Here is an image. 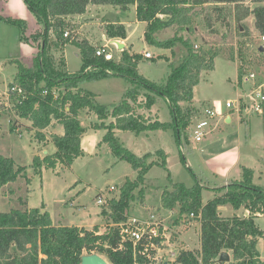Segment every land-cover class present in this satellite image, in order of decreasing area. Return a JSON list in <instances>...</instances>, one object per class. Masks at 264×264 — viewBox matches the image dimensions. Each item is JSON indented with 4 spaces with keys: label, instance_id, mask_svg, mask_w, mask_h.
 <instances>
[{
    "label": "trees",
    "instance_id": "obj_1",
    "mask_svg": "<svg viewBox=\"0 0 264 264\" xmlns=\"http://www.w3.org/2000/svg\"><path fill=\"white\" fill-rule=\"evenodd\" d=\"M34 12L39 27L32 33L31 39L39 41V50L33 57L32 66H26L14 59L17 71L13 83L24 90V96L13 103L15 116L28 120L35 128L36 138L45 140L43 130L58 122L63 127L62 134L52 133L50 141L55 146L53 152L33 157V172L40 175L42 169H55L59 164L69 167L73 160L84 155L81 146L85 128L80 124L78 113L86 109L94 111L100 121L91 124L94 129L103 128L105 132L101 142L108 144L112 155L128 162L136 171L135 178H125L119 188L118 197L109 198L101 208L102 220L112 223L99 231V225L92 229L77 225L54 224L49 213L42 207H28L26 201L18 198L19 207L8 211L0 210V264H79L85 252H97L107 257L111 264H133L131 243L125 241L121 249L119 228L114 226L127 219V210L133 198V191L139 189L140 200L144 190L140 188L146 179L148 170L158 165L167 171L171 183L170 189L161 192V203L165 209L178 207L177 221L184 224L196 219L200 223V248L181 250L177 261L181 264H264L257 250L259 237L264 231L259 228L255 218L264 214V186L253 181L254 170L242 166L240 179L229 180L225 186L215 189L216 194L203 202L206 189L198 180L186 186L182 182H173L167 166V154L162 148L138 155L126 148L116 136V130L129 131L139 135L149 131L172 128L178 145L186 136V127L200 108L194 104L193 89L200 80L201 70L214 67L215 49L205 47L203 41L196 45L189 37L194 34L195 8L213 4L212 10L217 19L225 22V6H232V15L239 24L248 16L252 18L253 30L264 34V0H25ZM89 4H111L123 11L135 6V17L145 22L144 39L147 43L171 48L181 43L185 54L177 64H171L168 80L156 84L141 76L138 63L142 54L124 48L118 58L105 59L95 54L96 48L87 39H71L63 36L65 30L71 33L72 25L67 17L83 14ZM0 18L20 27H26L21 19ZM210 22H208L209 24ZM243 26L238 25V28ZM173 35L160 40L158 34L168 28ZM212 32H215L214 30ZM105 34L108 38H125L123 24H107ZM25 39V37H23ZM28 40V39H27ZM43 42V46H42ZM74 44L82 60L77 73H68L62 68L63 46ZM48 46L60 52V58L54 63L47 54ZM258 47V46H257ZM260 53V52H259ZM58 63V64H57ZM60 65V66H58ZM91 67L90 70H87ZM240 82L242 67H238ZM109 75L124 76L129 80L121 101L112 105L108 111L94 102V94L80 86L84 79H97ZM157 100H164L171 113V122L160 121L151 115L152 106ZM106 118H110L108 122ZM190 126V125H189ZM155 155V159L150 160ZM24 165L16 164L10 156L0 154V189L26 177ZM29 180V179H27ZM221 205H230L234 209L244 207L247 216L233 214L223 216L218 212ZM193 213L195 218H190ZM222 251L231 253L228 262L219 261Z\"/></svg>",
    "mask_w": 264,
    "mask_h": 264
},
{
    "label": "rangeland",
    "instance_id": "obj_2",
    "mask_svg": "<svg viewBox=\"0 0 264 264\" xmlns=\"http://www.w3.org/2000/svg\"><path fill=\"white\" fill-rule=\"evenodd\" d=\"M212 7L213 4H205L195 8L194 34L189 36L186 32H181V35L189 37L198 46L204 41L205 47L215 49L217 52L213 69L201 70L200 80L193 89V99L196 103L206 100L216 110L222 112L214 118V122L218 124L216 128L209 131L202 140L195 141L189 132V124L180 146L174 138L172 128L139 135L120 131L116 132V136L126 148L138 155H143L147 151L153 152V149L162 147L161 145L167 147L170 151L167 166L173 182H182L189 187L198 180L201 185L210 188L220 187L224 185L225 177L219 170L232 163V157L234 159L238 154V162L231 169L229 179L233 180L238 176L244 165L254 170V183L264 186V116L249 114L239 117L240 119L245 117L241 121L231 112L230 123H226L223 117V114L230 110L225 107V100L235 98L237 92L248 87L249 80L243 82L248 73L255 74V81H264V53L257 51V46L260 45L259 34L253 31L251 16L238 24L232 15V6H225L224 15L227 20L223 23L217 19V13ZM133 9L135 6H131L129 11H123L111 4H89L83 14L71 15L73 31L69 36L75 39L79 37L85 39L88 36L93 39L91 40L93 45L99 47L106 40H103L102 29L96 23L98 20L103 24L102 18H106L110 23L124 21L128 30L136 26L129 36L128 43L135 52L149 51L152 54L151 58L142 56L138 63V71L144 78L156 84H164L168 80L171 64H177L182 60L185 48L181 43L171 48L147 43L144 39V24L135 23ZM96 15L100 18L98 19ZM0 16L26 22V27L22 30L0 18V94H2L15 78L17 67L13 60L18 59L28 67L32 66L33 57L39 50V41L34 42L31 39L32 33L38 28V23L25 0H0ZM240 24L243 26L238 28ZM105 27L106 24L103 28ZM213 30L215 32H212ZM172 35L173 29L168 27L158 34V38L166 40ZM47 54L52 57L54 63L60 58V52L50 46ZM76 54L78 50L74 44H65V64L69 73H77L82 67L81 57ZM119 54L120 50L114 49V57L118 58ZM239 66L242 67L240 82L237 80ZM90 69L91 67L87 68ZM128 85L129 80L118 75L84 79L80 82L81 87L94 94V102L108 111L112 105L121 101ZM152 110L158 114L160 121L171 122L170 108L164 100H157ZM198 116L200 117L196 114L192 117L190 123ZM78 118L85 128L81 141L84 155L74 159L69 167L59 164L55 169H43L41 174L37 175L32 169L35 153H39L41 157L44 155L43 149L52 152L55 146L51 141L44 142L36 138L35 129L30 127L31 123L15 116L12 108L0 107V154L12 157L16 164L24 165L27 173L26 177H19L0 189L1 211L19 207L18 198L21 197L28 207L43 206L42 209L51 215L55 224L82 223L87 224L86 228L92 229L95 225L93 223H98L101 224L100 232L112 224L106 219L102 220L98 215L102 206L107 207L105 203H97L99 192L103 191V198L106 201L111 197H118L119 188L125 178H135L136 171L125 160L115 158L107 143L101 142L98 146L105 129L91 127V123L100 121L94 111L83 109L79 111ZM109 120L110 118L105 119L106 122ZM57 124L59 123L54 122L53 128L50 126L45 130L44 136L49 137L47 140H50L53 130L58 132L60 128L63 129L62 125L59 128ZM155 158L154 155L150 160ZM111 186L113 191L109 192L108 188ZM140 188L144 190L143 200H140L139 189L134 190L127 216L145 219L151 212L159 213L169 225L172 223L176 225L181 238L190 249H199V221L193 219L187 224L178 222V207L165 209L162 206L161 192L171 188L167 171L158 165L152 166ZM215 189L203 191V201L212 198ZM245 209L241 207L239 213L243 215L246 213ZM256 222L264 231V214L257 215ZM257 250L260 258L264 260V237H259ZM229 255L231 259V253ZM102 256L107 260L105 255Z\"/></svg>",
    "mask_w": 264,
    "mask_h": 264
},
{
    "label": "built area",
    "instance_id": "obj_3",
    "mask_svg": "<svg viewBox=\"0 0 264 264\" xmlns=\"http://www.w3.org/2000/svg\"><path fill=\"white\" fill-rule=\"evenodd\" d=\"M69 35V31L65 30L63 36ZM259 41L260 45L264 43V34L259 35ZM114 49L118 50L114 45L106 41L103 45L96 48L95 54L103 56L105 59H112L114 58ZM143 56L151 58L152 54L149 51H144ZM254 79L255 74L252 72L248 73L243 78V82L249 80L248 87L242 88L241 92H237L235 98L225 100V107L238 117L249 114L264 116V81H255ZM237 84L240 85L239 82ZM8 86L0 94V107L5 106L11 109L13 103L18 102L19 97L24 96V90L15 83ZM221 113L213 105L202 107L199 113L200 117H196L189 126L192 138L195 141H200L209 131L216 128L217 123L214 122V118ZM223 117H225V114H223ZM108 191H113V186L109 187ZM103 196V191L101 190L96 200L98 204L106 202ZM189 217L195 218L193 213ZM114 226L119 228L120 242L118 248L121 249L125 241L131 243L133 264L176 263L178 262L176 260L177 256L181 250H192L181 238L180 231L177 230L176 225L173 223L169 225L159 213L151 212L145 219L127 216L125 221ZM97 233L101 232L98 231ZM84 254L89 253L85 252ZM108 263L110 264L109 261Z\"/></svg>",
    "mask_w": 264,
    "mask_h": 264
},
{
    "label": "crops",
    "instance_id": "obj_4",
    "mask_svg": "<svg viewBox=\"0 0 264 264\" xmlns=\"http://www.w3.org/2000/svg\"><path fill=\"white\" fill-rule=\"evenodd\" d=\"M133 11V13H134V18H135V23L136 24H144V30H145V25H146V23L145 22H142V21H138L137 19H136V17H135V9H133L132 10ZM71 17H73V16H68L67 17V21L68 22H70V23H73V21L71 20ZM96 17L99 19L100 18V16L99 15H96ZM102 18V17H101ZM102 19H104L103 20V22H104V24H118V23H121V24H123L124 25V27H125V31H126V37L125 38H123V39H121V40H123L124 42H125V48H127L129 51H134L132 48H131V45L128 43V39H129V36H130V34H131V32L133 31V29H134V27H136V26H134L133 27V29H130V30H128V28H127V26H126V22H108V20L106 19V18H102ZM100 27H101V29H102V32H103V40H104V35H106L105 34V29L103 28V26H104V24L101 22H99V20H98V22H96ZM84 26V25H83ZM38 27H39V25H38ZM254 31V30H253ZM108 37V36H107ZM78 39H84V38H82V37H79ZM85 39H87L90 43H92V41L91 40H93V39H91V38H88V36H86V38ZM109 39H111V38H109ZM93 44V43H92ZM64 47H65V45L63 46V51H62V57H63V63H62V68L65 70V71H67V69H66V64H65V56H64ZM78 50V49H77ZM135 52V51H134ZM137 53H139V52H137ZM143 53L144 52H140V54H142L143 55ZM76 55H79V53L78 54H76ZM58 57V56H57ZM57 57H55V58H57ZM59 58V57H58ZM68 72V71H67ZM69 73V72H68ZM194 100V99H193ZM194 104L196 105V106H202V107H204V106H210L211 104H209V102H207L206 100H203V101H201V102H199V103H196V101L194 100ZM153 107V106H152ZM150 113H151V115L153 116V115H155L156 113H154V111L152 110V108H151V111H150ZM225 114V117H224V121L226 122V123H230L231 121H232V118H231V115H232V113L229 111H227L226 113H224ZM157 116H158V114H156ZM237 116V115H236ZM158 118H159V116H158ZM237 118L238 119H240L238 116H237ZM245 118V117H244ZM244 118H242V119H240L241 121L244 119ZM239 120V121H240ZM53 124L54 123H52L50 126L52 127L53 126ZM92 124V123H91ZM60 125L61 124H57L56 126H59V128H60ZM218 125V124H217ZM27 126H29V124L27 125ZM49 126V127H50ZM55 127V126H54ZM53 128V127H52ZM33 129H35V128H33ZM47 129V128H46ZM46 129H44L43 130V133L45 132V130ZM215 129V128H214ZM121 130H116V132L118 133V132H120ZM51 133H56V134H62L63 133V129L62 128H60V130H58V132L55 130H53ZM147 136H149V134H146ZM49 137L47 136H45V140H44V142H48V141H50V140H47ZM82 141V140H81ZM81 146H82V142H81ZM162 147H159V148H162L165 152H166V154H167V160H168V157H169V155H170V151L168 150V148L167 147H164L163 145H161ZM43 148H45V147H43ZM42 148V149H43ZM83 148V147H82ZM157 149V148H156ZM84 150V149H83ZM153 150H155V149H153ZM152 150V151H153ZM44 151H47V153H49L48 152V150H46V149H43V153L42 154H44ZM53 152V151H52ZM85 152V151H84ZM35 155H39L40 156V154L39 153H35ZM34 155V156H35ZM232 156V155H231ZM238 159H239V155L237 154V156H234V159H233V157H232V163H229V164H227V165H225V166H223V168L222 169H220L219 171L224 175V177H225V182H224V185H222V186H225L226 184H227V181H229V180H232V179H229V174L231 173V169L233 168V166L235 165V163L236 162H238ZM242 166H244V165H242ZM42 171H43V169H42ZM240 175H241V172H240V174L238 175V176H236V177H234L233 179H240ZM204 185V184H203ZM204 187H206V189L205 190H207V189H215V188H217V187H215V188H210V187H208V186H205L204 185ZM204 190V191H205ZM216 194V192L214 191L213 192V196ZM208 199H210V198H208ZM207 199V200H208ZM206 200V201H207ZM203 202H205V201H203ZM243 208V207H242ZM245 209V208H244ZM241 210V207L240 208H238V209H234V208H232V206H230V205H221V206H219L218 207V212L221 214V215H223V216H230V215H233V214H237V215H239V216H247L248 214H249V212H248V210L247 209H245V211H246V213H243V215L242 214H240L239 213V211ZM100 213V212H99ZM99 213H98V215H99ZM258 215H261V214H258ZM51 216V215H50ZM100 216V215H99ZM51 220H52V217H51ZM100 220H101V218H100ZM84 221H86V220H84ZM255 221H256V218H255ZM52 222L54 223V221L52 220ZM89 223H91V221L89 220ZM199 223V222H198ZM55 224V223H54ZM56 224H59V223H56ZM93 224H98V223H93ZM93 224H91V225H93ZM200 224V223H199ZM71 225H77V226H84V227H86L87 226V224H71ZM99 225V232H100V230H101V227H100V225L101 224H98ZM199 228H200V225H199ZM261 257V256H260Z\"/></svg>",
    "mask_w": 264,
    "mask_h": 264
},
{
    "label": "water",
    "instance_id": "obj_5",
    "mask_svg": "<svg viewBox=\"0 0 264 264\" xmlns=\"http://www.w3.org/2000/svg\"><path fill=\"white\" fill-rule=\"evenodd\" d=\"M104 40L108 41L110 44L114 45L118 50H123L125 48V42L120 38H111L109 39L106 35H104ZM43 46V42H42ZM257 51L260 53H264V43L257 47ZM47 154V151H44V155ZM44 212V209H41ZM219 261L228 262L230 260V255L227 251H222L218 257ZM79 264H109L108 261L98 253H89L83 254L80 257ZM165 264H181V263H165Z\"/></svg>",
    "mask_w": 264,
    "mask_h": 264
}]
</instances>
